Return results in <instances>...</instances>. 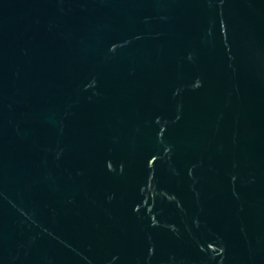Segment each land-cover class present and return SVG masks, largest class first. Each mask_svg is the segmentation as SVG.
Wrapping results in <instances>:
<instances>
[{
  "label": "water",
  "instance_id": "1",
  "mask_svg": "<svg viewBox=\"0 0 264 264\" xmlns=\"http://www.w3.org/2000/svg\"><path fill=\"white\" fill-rule=\"evenodd\" d=\"M0 264H264V0H0Z\"/></svg>",
  "mask_w": 264,
  "mask_h": 264
}]
</instances>
